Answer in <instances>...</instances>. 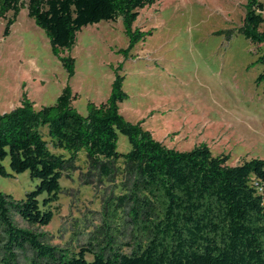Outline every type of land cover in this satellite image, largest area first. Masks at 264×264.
Listing matches in <instances>:
<instances>
[{"label":"trees","instance_id":"obj_1","mask_svg":"<svg viewBox=\"0 0 264 264\" xmlns=\"http://www.w3.org/2000/svg\"><path fill=\"white\" fill-rule=\"evenodd\" d=\"M158 1L0 0V20L7 37L26 9L73 75L75 60L64 53L82 28L120 19L130 50L149 34L133 30L139 12ZM263 9L260 0H246L242 27L259 55L261 80ZM122 82L116 74L108 99L88 102L84 116L72 106L76 95L68 87L51 106L36 110L23 96L19 107L0 114V177L28 172L37 181L18 201L0 192V264H264V160L230 167L228 155L213 156L206 144L186 153L167 148L142 121L132 124L120 114L127 99ZM119 135L128 142L126 153L117 151ZM81 153L88 174L118 181L119 193L105 200L100 225L73 250L49 244L37 228L51 223L60 180ZM13 213L34 230L19 228Z\"/></svg>","mask_w":264,"mask_h":264},{"label":"rangeland","instance_id":"obj_2","mask_svg":"<svg viewBox=\"0 0 264 264\" xmlns=\"http://www.w3.org/2000/svg\"><path fill=\"white\" fill-rule=\"evenodd\" d=\"M245 15L246 0H159L139 12L133 30L149 34L130 50L120 19L82 28L64 53L75 60L69 75L23 9L7 37L0 20V114L19 107L23 96L36 110L51 106L68 87L76 95L72 106L84 116L88 102L108 99L117 74L127 94L120 114L132 124L144 121L155 141L180 153L206 144L213 156L228 155L230 167L264 160V80L257 50L242 31ZM117 151H129L122 135ZM4 165L11 173L7 159ZM75 165L60 180L51 223L37 231L51 245L78 250L119 189L118 181L88 174L82 153ZM36 184L28 172L0 177V192L18 201ZM11 216L19 228L34 230Z\"/></svg>","mask_w":264,"mask_h":264},{"label":"crops","instance_id":"obj_3","mask_svg":"<svg viewBox=\"0 0 264 264\" xmlns=\"http://www.w3.org/2000/svg\"><path fill=\"white\" fill-rule=\"evenodd\" d=\"M120 107V106H119ZM120 111V110H119ZM138 122H140V121H138ZM143 123H144V121H142ZM143 123H142V125H143Z\"/></svg>","mask_w":264,"mask_h":264}]
</instances>
